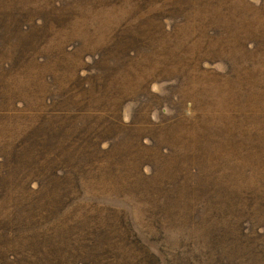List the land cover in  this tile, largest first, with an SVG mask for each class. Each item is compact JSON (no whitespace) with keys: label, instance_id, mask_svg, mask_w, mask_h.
Returning <instances> with one entry per match:
<instances>
[{"label":"rangeland","instance_id":"rangeland-1","mask_svg":"<svg viewBox=\"0 0 264 264\" xmlns=\"http://www.w3.org/2000/svg\"><path fill=\"white\" fill-rule=\"evenodd\" d=\"M261 34L264 0H0V212L29 228L0 222V264H264ZM179 178L238 182L244 222L162 215Z\"/></svg>","mask_w":264,"mask_h":264},{"label":"trees","instance_id":"trees-1","mask_svg":"<svg viewBox=\"0 0 264 264\" xmlns=\"http://www.w3.org/2000/svg\"><path fill=\"white\" fill-rule=\"evenodd\" d=\"M261 36H262L261 45L264 48V34H261ZM248 42H252V39L251 41H248ZM252 53H255V55H257L255 48H253ZM154 143H156L157 147L159 148V145L157 144V142L154 141ZM77 146L79 147V150L82 152L80 156L84 158L87 157L86 155H84V154H87L84 152L85 147L79 144ZM111 149L112 148H110V150ZM51 155H52V152H50L48 156H51ZM193 160L194 161L197 160L196 155L189 162L188 161L175 162V165L173 169H171V171L176 174H179L180 176H184L186 175L187 169L192 168ZM150 162H153V161H150ZM50 163H51L50 159L46 160V164H50ZM55 165H56L55 169L51 171V177L54 178L55 186L61 185L64 189L61 191H55L57 194V197L61 198V201L56 207L51 208L50 211H48L47 217L50 219H55L58 214L62 213L61 207L62 205L64 206L66 204V201H65L67 199L66 196L72 194V192H69L68 189H66L67 182L69 179L68 178L69 174L67 173H69L70 170L76 173V170L79 169L80 167V166L68 167L67 164L65 163V168H64L63 161H60ZM158 165L161 167L160 162H158ZM164 168H165V163L163 164L162 170H165ZM98 172L100 174L102 170H99ZM76 175H77V182L80 185L81 180L83 179L84 175H82V172ZM195 181L196 180H194L193 183H191L189 179L179 178L176 182L179 184L174 186L175 190H164L163 191V193L161 194L162 200L159 204L162 210V215L166 213H172V211L174 210H178L177 217L185 221L184 222L185 224L187 222V216H188V211L186 209L197 210L198 209L197 205L200 204L202 205L201 209H204L206 211L210 210V208L214 209L216 214H218L220 217L223 218L222 221L227 224H230V226L233 224L235 225L238 224V221L241 224L244 222L240 220V218L242 216H246L248 212L246 210V207L243 208L241 204L244 202V200L245 201L248 200L249 197L246 195V193L239 191L237 189L236 186H238V182L236 184H232L230 182L228 183L224 181L225 185L222 188H216L215 190L212 191L210 189H214L215 187L212 188L204 184L200 186H195ZM176 183H172V184H176ZM147 184L148 183H146L145 186H147ZM146 189L148 193H151L150 187L148 188L146 187ZM0 190L2 191L4 196H8L10 194V188L6 184L4 185L3 189H0ZM171 192L173 193V195H171ZM141 196L142 198L145 199L143 192L141 193ZM176 197L180 198L181 200H184V205L182 207H177L176 202H175ZM38 199H39V203L32 209L34 213H38L42 211V209L45 210L46 206L44 203L47 200L50 202L51 201L50 199H53V198H51V196L48 195V198L42 196V198L38 197ZM42 199L44 200L43 202H41ZM3 200L5 199L3 198ZM18 201L20 202L21 205L23 204L21 198H19ZM140 201H143V199ZM68 206L69 204L66 205L65 208H67ZM21 208L24 209V207H21ZM6 212H7L6 209L0 212V222L8 221L9 224L12 226H15L16 231L18 230L20 233L22 232V230L26 231L29 229L28 226H26L25 224L21 222L20 224L16 225L13 221H9L10 218L8 216V212L7 213ZM93 212H96L95 209ZM179 212H182L181 216H179ZM23 214L24 213L22 211V218H23ZM37 224L38 223L36 222L35 223L36 227H37ZM37 233H41V232H37Z\"/></svg>","mask_w":264,"mask_h":264}]
</instances>
